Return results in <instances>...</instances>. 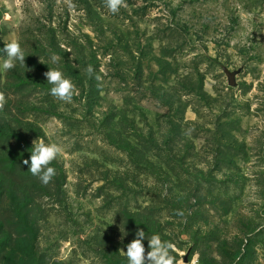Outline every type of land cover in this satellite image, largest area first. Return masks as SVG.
<instances>
[{
	"label": "rangeland",
	"instance_id": "374dc122",
	"mask_svg": "<svg viewBox=\"0 0 264 264\" xmlns=\"http://www.w3.org/2000/svg\"><path fill=\"white\" fill-rule=\"evenodd\" d=\"M12 39L26 67L0 70V177L24 187L35 264H128L138 228L179 264H264V0H0V64ZM38 138L62 148L47 185L23 164ZM3 203L0 264L27 262Z\"/></svg>",
	"mask_w": 264,
	"mask_h": 264
},
{
	"label": "clouds",
	"instance_id": "9594fccd",
	"mask_svg": "<svg viewBox=\"0 0 264 264\" xmlns=\"http://www.w3.org/2000/svg\"><path fill=\"white\" fill-rule=\"evenodd\" d=\"M108 10L116 14L121 7L126 6V0H104ZM6 54L0 70L7 72L16 67L17 62L21 66H25V52L17 39L4 41L2 49ZM60 57L53 54L51 57L52 63H57ZM41 63H43L40 60ZM86 72L89 77H93L95 69L92 65H88ZM47 79V83L52 85L50 94L57 100L64 103H71L75 94L76 87L70 78H67L64 73L58 68H49L43 73ZM98 84L101 81L99 75H95ZM7 104V98L3 91H0V113L4 111ZM33 147L30 155V160L25 159L24 165L28 166V171L37 177L44 185L49 184L56 176V169L50 165L58 158L62 152L60 145L56 143H46L44 139L38 138L33 140ZM179 215H182L178 211ZM148 239V250L146 251L143 241ZM176 251V246L171 241L162 240L160 235L155 234L150 238L146 237L143 229L138 228L135 233V238L127 244V250L124 255L127 258L128 264H179L176 256L173 253Z\"/></svg>",
	"mask_w": 264,
	"mask_h": 264
},
{
	"label": "trees",
	"instance_id": "16d2710c",
	"mask_svg": "<svg viewBox=\"0 0 264 264\" xmlns=\"http://www.w3.org/2000/svg\"><path fill=\"white\" fill-rule=\"evenodd\" d=\"M11 166L12 169H15L20 165L17 166V164L13 163ZM17 183H19L17 184L18 190L15 195H12L10 193V188L12 185H10V183L0 177L1 207L4 204L3 201L5 203L8 201L9 203H11V206H9L11 207V210L8 213L10 214V221H8L7 224L12 230V234L8 236V241L12 245L11 250L16 253L22 260L26 259L27 261L19 262L18 264H35L36 257L34 253V241L36 239V235L33 229V219L31 218L29 213L30 203L27 200L28 198L24 194V187L20 182ZM18 245H22V250H18L16 248Z\"/></svg>",
	"mask_w": 264,
	"mask_h": 264
},
{
	"label": "water",
	"instance_id": "95a60500",
	"mask_svg": "<svg viewBox=\"0 0 264 264\" xmlns=\"http://www.w3.org/2000/svg\"><path fill=\"white\" fill-rule=\"evenodd\" d=\"M229 82L231 86H234L233 76L229 75Z\"/></svg>",
	"mask_w": 264,
	"mask_h": 264
}]
</instances>
